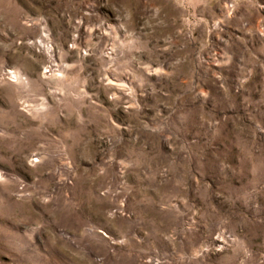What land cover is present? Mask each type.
<instances>
[{
  "label": "rangeland",
  "instance_id": "rangeland-1",
  "mask_svg": "<svg viewBox=\"0 0 264 264\" xmlns=\"http://www.w3.org/2000/svg\"><path fill=\"white\" fill-rule=\"evenodd\" d=\"M0 264H264V0H0Z\"/></svg>",
  "mask_w": 264,
  "mask_h": 264
}]
</instances>
